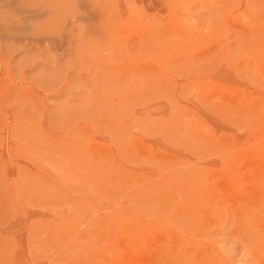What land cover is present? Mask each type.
<instances>
[{"label": "rangeland", "instance_id": "obj_1", "mask_svg": "<svg viewBox=\"0 0 264 264\" xmlns=\"http://www.w3.org/2000/svg\"><path fill=\"white\" fill-rule=\"evenodd\" d=\"M0 264H264V0H0Z\"/></svg>", "mask_w": 264, "mask_h": 264}, {"label": "bare ground", "instance_id": "obj_2", "mask_svg": "<svg viewBox=\"0 0 264 264\" xmlns=\"http://www.w3.org/2000/svg\"><path fill=\"white\" fill-rule=\"evenodd\" d=\"M159 192V191H158ZM157 193V192H156ZM155 195V194H154Z\"/></svg>", "mask_w": 264, "mask_h": 264}]
</instances>
